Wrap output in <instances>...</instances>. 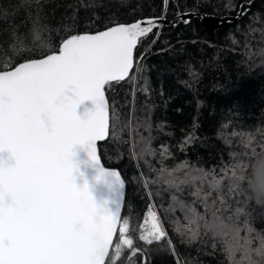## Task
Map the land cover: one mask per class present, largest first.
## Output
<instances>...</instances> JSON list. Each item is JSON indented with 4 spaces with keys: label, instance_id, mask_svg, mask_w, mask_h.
Returning a JSON list of instances; mask_svg holds the SVG:
<instances>
[{
    "label": "trees",
    "instance_id": "trees-1",
    "mask_svg": "<svg viewBox=\"0 0 264 264\" xmlns=\"http://www.w3.org/2000/svg\"><path fill=\"white\" fill-rule=\"evenodd\" d=\"M244 1L0 0V70L57 51L72 33L141 17L236 14ZM184 21L176 17L142 38L129 76L105 86L109 133L99 153L125 180L121 222L129 221L128 235L140 250L124 248L115 264H250L249 258L260 264L255 252L264 246V0L217 29L197 15ZM253 153L260 155L249 162L248 186L230 192L232 172ZM162 168L173 174V183L161 177ZM149 208L167 233L150 245L139 239ZM187 208L204 217L194 237L182 228ZM214 217L231 227L209 230ZM119 239L117 230L110 256Z\"/></svg>",
    "mask_w": 264,
    "mask_h": 264
},
{
    "label": "snow or ice",
    "instance_id": "snow-or-ice-1",
    "mask_svg": "<svg viewBox=\"0 0 264 264\" xmlns=\"http://www.w3.org/2000/svg\"><path fill=\"white\" fill-rule=\"evenodd\" d=\"M163 19L74 34L62 40L58 52L0 71V264H115L124 248L140 251L128 235L129 221L121 222L122 204L115 213L98 206L86 186L74 183L72 158L76 146H86L100 173L124 186L118 171L100 167L97 142L109 127L105 86L129 76L134 50ZM84 100L94 107L82 119L76 108ZM259 155L237 165L230 192L248 186L249 162ZM160 174L173 183L171 172L162 168ZM203 219L187 208L182 228L194 237ZM216 219L222 229L231 227ZM117 230L119 243L110 256ZM141 230L139 239L149 245L167 236L153 208Z\"/></svg>",
    "mask_w": 264,
    "mask_h": 264
},
{
    "label": "water",
    "instance_id": "water-1",
    "mask_svg": "<svg viewBox=\"0 0 264 264\" xmlns=\"http://www.w3.org/2000/svg\"><path fill=\"white\" fill-rule=\"evenodd\" d=\"M257 0H249V1H244L240 4L239 10L237 11L236 14H223V15H214V14H205V13H200V12H185L182 14H179L178 16L171 17V18H165L161 21H159V24L156 28H158L162 23L171 21L175 19L176 17H179L183 20H188L189 17H192L193 15H197L200 17V21L209 29H217L222 26H224L227 23L233 22L238 20L244 13H246L252 6L256 3ZM241 6L244 7L245 11L243 14H241ZM147 18H158V17H141L136 20H133L131 22H125L124 24H131L136 21H144ZM120 24V23H116ZM116 24H113L111 26H115ZM109 26V27H111ZM107 28V27H106ZM106 28L99 30L103 31L106 30ZM155 29V28H154ZM98 32V31H96ZM96 32H80V33H72L68 36H66L64 39L68 38L71 35L74 34H94ZM58 52V50H57ZM135 52V50H134ZM51 54V52L47 53ZM47 54L42 55L40 57H35V58H29L22 60L18 63H16L14 66L0 70V71H5V70H10L16 66H18L20 63H24L28 60L31 59H40L44 58ZM135 61V59H134ZM131 72V71H130ZM130 74V73H129ZM127 78V77H126ZM105 98L108 103V116L110 114L109 110V102L106 96L105 92ZM94 105L91 100H84L80 104L77 105L76 108V114L77 116L83 118H86L88 113L92 111ZM108 133H109V127H108ZM108 136V134H107ZM105 137V139L107 138ZM105 139L98 141L97 142V149H98V155L100 156L99 153V143L104 141ZM74 155H73V164H74V183L77 186H86L87 190L89 191V194L91 195L93 201L100 207L105 208L109 213H115L117 209L118 204H122L121 208V214H122V209L124 205V200H125V191H126V183L125 180L120 172V170L117 167H111V166H106L100 156L101 159V166L105 169L107 172L108 170H116L120 173L122 180L124 181V186L120 187L117 185L114 181V179L111 176L108 175H102L100 173V169L97 167V165L92 162L88 156V149L86 146H76L73 149ZM116 235V233H115ZM115 235L113 237V241L115 238Z\"/></svg>",
    "mask_w": 264,
    "mask_h": 264
},
{
    "label": "clouds",
    "instance_id": "clouds-1",
    "mask_svg": "<svg viewBox=\"0 0 264 264\" xmlns=\"http://www.w3.org/2000/svg\"><path fill=\"white\" fill-rule=\"evenodd\" d=\"M206 227L213 232H221L226 230L220 227V222L216 219V217H214L211 221H209ZM255 255L261 257L260 264H264V246H261L260 249L256 250ZM249 260H250V264H257L256 261H252L250 258Z\"/></svg>",
    "mask_w": 264,
    "mask_h": 264
}]
</instances>
